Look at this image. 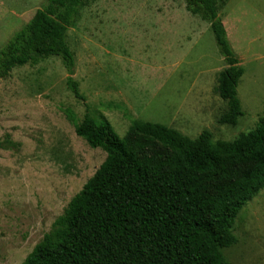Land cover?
<instances>
[{"label": "rangeland", "instance_id": "374dc122", "mask_svg": "<svg viewBox=\"0 0 264 264\" xmlns=\"http://www.w3.org/2000/svg\"><path fill=\"white\" fill-rule=\"evenodd\" d=\"M43 6L0 0V49ZM217 14L243 71L234 128L218 123L225 63L184 0H94L66 35L71 75L52 57L0 81V264H22L105 160L75 135L69 113L107 122L120 138L129 119L212 142L254 129L264 113V0L219 1ZM234 237L229 264H264V189L238 214Z\"/></svg>", "mask_w": 264, "mask_h": 264}, {"label": "trees", "instance_id": "16d2710c", "mask_svg": "<svg viewBox=\"0 0 264 264\" xmlns=\"http://www.w3.org/2000/svg\"><path fill=\"white\" fill-rule=\"evenodd\" d=\"M94 0H44L42 9L0 49V81L36 59L59 58L68 74L74 56L66 35ZM219 1L184 0L206 23L226 69L218 90L226 109L218 123L236 127L240 62L218 17ZM79 98L76 84L68 82ZM217 86L215 90L217 91ZM68 121L105 160L22 264H229L238 214L264 189V113L231 142L208 132L189 140L160 124L129 119L120 138L88 115ZM157 149V151H156Z\"/></svg>", "mask_w": 264, "mask_h": 264}]
</instances>
